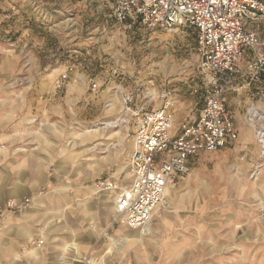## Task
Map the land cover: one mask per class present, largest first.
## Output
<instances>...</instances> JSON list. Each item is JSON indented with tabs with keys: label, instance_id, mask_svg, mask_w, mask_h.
I'll return each mask as SVG.
<instances>
[{
	"label": "rangeland",
	"instance_id": "1",
	"mask_svg": "<svg viewBox=\"0 0 264 264\" xmlns=\"http://www.w3.org/2000/svg\"><path fill=\"white\" fill-rule=\"evenodd\" d=\"M111 67H118L120 74L113 76ZM52 71L67 75V80L85 78L83 90L71 101L65 99L68 87L56 88L58 99L50 107L56 118L48 134L64 143L66 155L80 158L85 148L73 141L88 128L107 121L119 125L108 133H118L124 150L99 180L114 177L119 166L128 165L132 124L126 123L132 117L126 112L125 95H134L132 108L140 107L144 99L155 97L152 89L161 91L166 84L177 90L178 99L188 101L201 83L191 31L117 24L105 0H0V91L38 92ZM246 96L236 99L240 106L234 108L238 149L209 154L196 166L182 185L167 228L137 246V264H264V157L256 127L246 115ZM195 113L190 108L178 123ZM242 129L251 133L250 141L243 139ZM117 140H103L105 146L97 156L116 154L122 148ZM84 157L90 159L92 154ZM260 164L262 171L256 175ZM52 170L49 164L46 174ZM40 191L44 197L52 189ZM151 233L152 229L147 235ZM126 258L120 264H131Z\"/></svg>",
	"mask_w": 264,
	"mask_h": 264
},
{
	"label": "crops",
	"instance_id": "2",
	"mask_svg": "<svg viewBox=\"0 0 264 264\" xmlns=\"http://www.w3.org/2000/svg\"><path fill=\"white\" fill-rule=\"evenodd\" d=\"M54 72L44 77L38 92L0 91V264H120L126 256L128 263L137 264V246L144 238L157 236L163 228H167L169 213L178 208L176 206L180 202L182 185L190 174L170 185L173 200L168 189L165 199L167 205L155 212L152 222L145 229L146 235L138 242L140 234L137 230L114 223L117 220L114 209L117 192L99 193L96 188L104 171L122 155L124 144L118 133L87 135L88 128L79 135L80 139L73 141L74 145H83L81 148H85L80 152V158L66 155L68 150L64 149V143L49 137V126L55 124L56 118L55 110L50 107L58 99L56 84L61 80ZM83 78L78 76L76 80L70 78L64 82L65 91L69 88L65 99L71 101L72 95L83 90ZM245 84V78L241 77L238 80L240 90L226 96V104L233 117L236 113L234 108L240 106L236 99L243 93L248 99L245 110L252 102ZM165 87L171 86L164 84L163 88ZM194 88L191 98L182 101L177 97V90L171 87L175 99V105L169 111L174 119L172 135L182 125L199 118L201 105L193 94ZM255 88L259 87L254 85ZM152 91L155 92V97L144 99L140 107L132 109H158L161 106L158 98L160 89ZM190 108L196 109L194 116H188L178 123L187 116ZM107 115L109 116L108 113ZM130 115L132 119L126 125H130L129 122L132 124L131 153L134 147L135 119L133 114ZM234 123L240 133L235 117ZM242 131L245 133L243 139L250 141L251 133L247 129ZM108 138L118 139L122 148L116 154L100 158L96 153L105 146L102 141ZM236 142L229 141L225 148L217 152L192 157V171L209 154L236 151L239 147ZM88 153L92 154L90 159L84 157ZM49 164H53V170L47 175ZM124 170L127 175L123 173ZM111 179L123 189L130 187L132 183L127 166H119ZM44 187H49L52 192L38 197V192ZM27 198L33 201L28 208L15 211L4 209L9 201L20 202ZM240 213L242 217L243 213ZM150 229L152 233L147 235ZM41 239L45 241L44 246L34 247L33 243Z\"/></svg>",
	"mask_w": 264,
	"mask_h": 264
},
{
	"label": "built area",
	"instance_id": "3",
	"mask_svg": "<svg viewBox=\"0 0 264 264\" xmlns=\"http://www.w3.org/2000/svg\"><path fill=\"white\" fill-rule=\"evenodd\" d=\"M117 24L130 22L144 29L175 32L191 31L200 58L201 83L193 94L201 105L199 118L180 127L172 135L174 119L169 112L175 105L171 87L163 88L154 110L132 109L134 95L124 97L126 112L134 115V147L128 159L132 176L130 187L120 188L111 178H102L96 188L117 192L116 223L130 229H145L163 206L170 185L187 177L190 159L201 153H214L239 137L233 114L226 104L230 92H238L244 77L252 101L248 121L256 127V137L264 157V1L261 0H105ZM113 76L120 74L111 67ZM63 75L56 88L62 89ZM257 85L259 88H253ZM96 88L97 86H93ZM152 97V96H151ZM262 164L255 171L259 175ZM44 191L38 193L42 197ZM32 199L9 201L5 210H20ZM42 248L43 239L33 243Z\"/></svg>",
	"mask_w": 264,
	"mask_h": 264
},
{
	"label": "bare ground",
	"instance_id": "4",
	"mask_svg": "<svg viewBox=\"0 0 264 264\" xmlns=\"http://www.w3.org/2000/svg\"><path fill=\"white\" fill-rule=\"evenodd\" d=\"M119 100V99H118ZM122 121V120H121ZM108 122V121H107ZM107 122H103V123H100V127H98V128H96V129H93V130H88L87 131V134H92V133H94L95 135H101V133H105V132H108V130H109V128H112V127H114V128H117L119 125H118V123L117 122H112V123H107ZM111 122V121H110ZM103 138V137H102ZM100 145H102V144H100ZM124 169V168H123ZM123 173H125L126 175H127V171L126 170H124L123 171ZM124 190V189H123ZM98 192H100V191H98ZM169 196L171 197V199H172V197H173V195H172V188L171 189H169ZM166 204V201H165V203L163 204V205H165ZM166 206V205H165ZM115 209V208H114ZM152 227V226H151ZM145 229H147V227L145 228ZM145 229H137V231H138V234H140L139 235V237H138V242L143 238V236H145L146 235V231H145ZM145 231V232H144Z\"/></svg>",
	"mask_w": 264,
	"mask_h": 264
},
{
	"label": "trees",
	"instance_id": "5",
	"mask_svg": "<svg viewBox=\"0 0 264 264\" xmlns=\"http://www.w3.org/2000/svg\"><path fill=\"white\" fill-rule=\"evenodd\" d=\"M262 1V0H261Z\"/></svg>",
	"mask_w": 264,
	"mask_h": 264
}]
</instances>
